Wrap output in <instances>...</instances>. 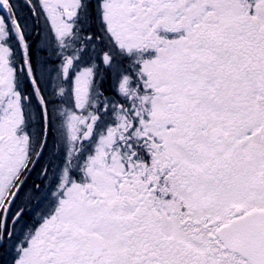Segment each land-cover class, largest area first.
Masks as SVG:
<instances>
[{
  "label": "snow or ice",
  "instance_id": "1",
  "mask_svg": "<svg viewBox=\"0 0 264 264\" xmlns=\"http://www.w3.org/2000/svg\"><path fill=\"white\" fill-rule=\"evenodd\" d=\"M0 264H264V0H0Z\"/></svg>",
  "mask_w": 264,
  "mask_h": 264
}]
</instances>
